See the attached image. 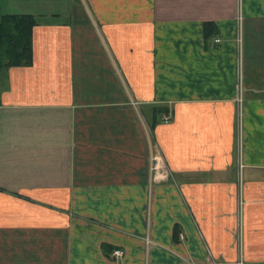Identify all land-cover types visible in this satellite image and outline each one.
Listing matches in <instances>:
<instances>
[{"label": "crops", "instance_id": "1", "mask_svg": "<svg viewBox=\"0 0 264 264\" xmlns=\"http://www.w3.org/2000/svg\"><path fill=\"white\" fill-rule=\"evenodd\" d=\"M0 12V264H264V0Z\"/></svg>", "mask_w": 264, "mask_h": 264}, {"label": "trees", "instance_id": "2", "mask_svg": "<svg viewBox=\"0 0 264 264\" xmlns=\"http://www.w3.org/2000/svg\"><path fill=\"white\" fill-rule=\"evenodd\" d=\"M31 14L0 12V71L11 66H28L32 59Z\"/></svg>", "mask_w": 264, "mask_h": 264}, {"label": "built area", "instance_id": "3", "mask_svg": "<svg viewBox=\"0 0 264 264\" xmlns=\"http://www.w3.org/2000/svg\"><path fill=\"white\" fill-rule=\"evenodd\" d=\"M215 41H218V39H215ZM163 120H164L165 122H167V121L169 120V117H168V116H165V117L163 118ZM114 254L117 255V256H120V255H121V251L116 250V251H114Z\"/></svg>", "mask_w": 264, "mask_h": 264}]
</instances>
